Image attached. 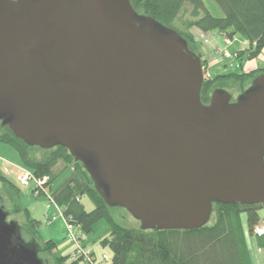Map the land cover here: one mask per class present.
<instances>
[{
	"label": "water",
	"instance_id": "1",
	"mask_svg": "<svg viewBox=\"0 0 264 264\" xmlns=\"http://www.w3.org/2000/svg\"><path fill=\"white\" fill-rule=\"evenodd\" d=\"M202 59L130 0H0V121L65 147L141 229L192 230L213 203L264 205V73L201 101ZM0 206V264H42ZM12 238V242L10 241Z\"/></svg>",
	"mask_w": 264,
	"mask_h": 264
},
{
	"label": "trees",
	"instance_id": "2",
	"mask_svg": "<svg viewBox=\"0 0 264 264\" xmlns=\"http://www.w3.org/2000/svg\"><path fill=\"white\" fill-rule=\"evenodd\" d=\"M213 1L221 9V16L212 13L204 0H130V3L137 13L151 16L158 24L172 29L182 9L188 4L191 7V18L184 21V31H176L187 41L190 50L194 51L191 45L192 29H196L198 33L215 31L228 36L238 34L247 43L246 49L236 52L240 64L244 59L252 60L259 56L264 50V0ZM196 54L201 57V54ZM261 71L254 73H263L264 69ZM254 73L230 72L209 81L204 80L200 92L201 101L207 98L205 93L210 92L211 84L220 83L221 79H229L243 87L252 76L254 78ZM0 143L15 149L19 156V165L31 171L34 176L48 177V198L62 208L65 223L79 227L84 234L90 235L97 221L103 219L106 222V230L95 241L110 250L112 264H253L241 220L243 212L246 214L247 233L256 237L260 248L264 247V234H254V227L260 224L258 210L262 204L213 203L209 221L192 230L125 227L112 217L111 207L106 205L94 187L82 163L75 161L65 147L58 145L43 149L28 146L15 137L1 121ZM59 163L64 165L62 169L69 168L70 173L60 185L52 189L51 183L57 174L55 168ZM9 177L0 170V183L13 196L12 213L22 211L26 216L22 224L16 221L21 238L37 249L42 264H86L81 257L74 258L71 257L72 254L57 253V243L53 240H41L40 221L31 218L28 209L21 207L18 200V186L22 185L15 177ZM83 196L92 202L91 211H86L81 203ZM0 206L9 215L1 196Z\"/></svg>",
	"mask_w": 264,
	"mask_h": 264
},
{
	"label": "rangeland",
	"instance_id": "3",
	"mask_svg": "<svg viewBox=\"0 0 264 264\" xmlns=\"http://www.w3.org/2000/svg\"><path fill=\"white\" fill-rule=\"evenodd\" d=\"M204 1L212 13H214L216 16L222 15L221 9L213 0ZM190 9L191 7L188 4L184 6L180 16L175 20V24L172 25L175 30L184 31V21L191 18L189 15ZM194 30L195 29H192V31ZM194 32V36L192 35L193 41L191 42V45L194 51L201 54V59L203 60L202 67L205 81H209L211 79H214L218 75H222L225 73H254L262 72L261 69H264V50L260 53L259 56L256 57L258 60L255 61L258 62L253 68L252 61L250 62L249 60L244 59L241 61L240 64L239 60H237L236 52L247 48V43L238 34H235L234 36H228L226 33L219 34L215 31L208 33L197 32L198 34ZM206 48L211 49L209 54L202 53L206 50ZM201 50L203 51L201 52ZM226 53L230 56L227 57ZM259 74L254 73V78ZM251 78L250 80H248L250 83L247 81L243 87H241L238 82H232L229 79H221V81H219L220 83L211 84L212 89L210 90V92L205 93L207 98L202 100V102L207 104L209 102L210 95L214 90H226L231 94V99L234 100L236 99L235 97L239 96V94L243 93L248 87H250L252 80L254 79ZM0 163L5 164L4 166L7 165L8 167L12 168V170H17L18 174L25 169L18 168V170L17 167H15L20 163L18 153L11 146L4 143H0ZM63 166L64 165L62 163H59L55 168L57 174L53 182L51 183L52 189L60 185L70 173V169H62ZM0 170L4 175H6L5 170H2V168H0ZM9 171L10 170L7 169V172ZM45 177L47 176L37 178L42 179ZM9 178H11V176ZM47 181L48 177L46 182L42 186L43 189L38 187L32 188L31 186H18L20 189L18 200L20 202L21 207L28 209L31 218L40 221L39 236L41 240H53L54 242H56V251L57 253L62 255H73L75 250H77V253H80L78 254V256L80 255L79 257H81L82 259L89 255L92 256L93 252L95 257L97 258H99L102 254H106L108 256V260L105 262V264H112L110 250L108 248L102 247L99 243L95 241L96 238L102 233H104V231L106 230V222L103 219L97 221L94 224L93 231L90 235L84 234L80 230V228L76 226L73 227L71 231L68 230L66 227L65 220L62 217V208L57 206L56 203H53V201L51 202L48 198L50 193V187L46 185ZM46 194H48V196ZM0 196L2 198V203L5 209L10 212L7 219L17 221L19 224L25 222L26 216L24 212L21 211L19 213H12L13 196L9 194L8 189L1 183ZM81 203L83 204L86 211H91L93 209V204L88 197L83 196L81 198ZM110 213L119 224L125 227H137L140 225V222L135 219L125 208L112 207L110 209ZM53 216H56V218L51 219V217ZM258 216L260 218V224L264 225V205L258 210ZM241 220L244 226V231L246 233V239L248 240V246L253 264H264V247L260 248L257 245L256 237L251 236L247 233L246 214L244 212L241 213ZM77 244L79 246L75 247ZM90 246H92V248L94 249L93 251ZM260 257H262L261 260H259Z\"/></svg>",
	"mask_w": 264,
	"mask_h": 264
},
{
	"label": "built area",
	"instance_id": "4",
	"mask_svg": "<svg viewBox=\"0 0 264 264\" xmlns=\"http://www.w3.org/2000/svg\"><path fill=\"white\" fill-rule=\"evenodd\" d=\"M226 55H227V57L230 56L227 53H226ZM15 178L19 182V184L22 185V186L27 187V186H30L31 185L32 188H35V187L37 188L38 187V188H41V189H43L42 186H43V184L47 180V177L42 178V179L35 177L31 171L26 170V169L22 170L19 174L18 173L15 174ZM46 185H47V183H46ZM49 200L51 202L53 201L51 199H49ZM62 217L65 220V217L64 216H62ZM55 218H56V216L51 217V219H55ZM65 222H66V220H65ZM66 227L70 231L73 228V226L71 224H69V223H66ZM254 232L258 236L263 235L264 234V225H261V224L256 225L254 227ZM78 246L79 245L77 244L75 247H78ZM74 254H73L74 256L73 255L72 256L73 257H77L78 254H80V253H77V250H75ZM83 260L85 261L86 264H105V262L108 260V256L106 254H102L99 258H97V257H95L92 254V256H90V255L89 256H86Z\"/></svg>",
	"mask_w": 264,
	"mask_h": 264
},
{
	"label": "crops",
	"instance_id": "5",
	"mask_svg": "<svg viewBox=\"0 0 264 264\" xmlns=\"http://www.w3.org/2000/svg\"><path fill=\"white\" fill-rule=\"evenodd\" d=\"M194 31H195L196 34H197L196 29H195ZM194 31H193V32H194ZM195 32H194V33H195ZM210 50H211L210 48H208V49L206 48V50H205L204 52H202L203 50H201V52H202L203 54H204V53H205V54H209V53H210ZM207 56H208V55H207ZM255 60H258V59L255 58L254 60H253V59H252V60H249L250 62L252 61V68H253V67L257 64V62H258V61H255ZM211 61H212V60H211ZM217 63H218V62H217ZM218 64H219V63H218ZM218 64H217V65H218ZM215 66H216V65H215ZM0 164H2V163H0ZM4 165H5V164L0 165V168H2V170H5V172H6L5 174H6V176L9 175V176H11L12 179H13V178H14V175H15L16 173H18L17 170H12V168L8 167L7 165H6V166H7V167H6V166H4ZM15 167H17V169H18V168H19V169L23 168V167H21L20 165H17V166H15ZM7 169H9L10 171L7 172ZM19 169H18V170H19ZM90 248H91L92 250H94V249L92 248V246H90ZM261 258H262V257H260L259 260H261Z\"/></svg>",
	"mask_w": 264,
	"mask_h": 264
},
{
	"label": "flooded vegetation",
	"instance_id": "6",
	"mask_svg": "<svg viewBox=\"0 0 264 264\" xmlns=\"http://www.w3.org/2000/svg\"><path fill=\"white\" fill-rule=\"evenodd\" d=\"M239 95H240V94H239ZM237 97H238V96H237ZM237 97H235V98H237ZM235 100H236V99H234V100L231 99V102H234ZM204 104H206V103H204Z\"/></svg>",
	"mask_w": 264,
	"mask_h": 264
},
{
	"label": "clouds",
	"instance_id": "7",
	"mask_svg": "<svg viewBox=\"0 0 264 264\" xmlns=\"http://www.w3.org/2000/svg\"><path fill=\"white\" fill-rule=\"evenodd\" d=\"M10 241L12 242V238H10Z\"/></svg>",
	"mask_w": 264,
	"mask_h": 264
}]
</instances>
